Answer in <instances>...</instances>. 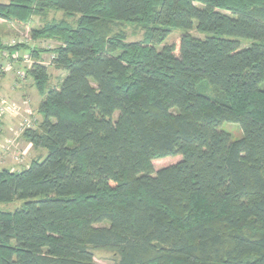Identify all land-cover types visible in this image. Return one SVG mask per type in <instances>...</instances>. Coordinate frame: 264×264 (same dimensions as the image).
Here are the masks:
<instances>
[{"label": "trees", "instance_id": "16d2710c", "mask_svg": "<svg viewBox=\"0 0 264 264\" xmlns=\"http://www.w3.org/2000/svg\"><path fill=\"white\" fill-rule=\"evenodd\" d=\"M51 11L63 18L45 22ZM34 17L45 24L32 39L59 46L0 38V60H35L42 121L21 138L47 155L0 170V204L24 201L0 210V264H99L96 251L114 264H264V0L0 3V21ZM126 24L143 38L115 34ZM174 29L186 33L157 50ZM46 52L67 73L59 89ZM166 156L182 159L154 171Z\"/></svg>", "mask_w": 264, "mask_h": 264}, {"label": "rangeland", "instance_id": "374dc122", "mask_svg": "<svg viewBox=\"0 0 264 264\" xmlns=\"http://www.w3.org/2000/svg\"><path fill=\"white\" fill-rule=\"evenodd\" d=\"M0 3L7 4L9 3V0H0ZM62 18H63V14L61 12L51 11L46 21L45 19L43 20L41 17H34L32 21L27 25H19L14 22L1 23L0 21V38L9 44H11L12 42L18 43V41L20 40H27L26 44H28L31 49L35 48L38 50H46V51L52 50L59 46L60 43L57 40L44 39V40L34 41L32 39L31 33L33 29L42 28L45 22H48L49 20L50 21L53 19L60 20ZM69 21L72 22V19H69ZM3 25L10 26L8 32H5L4 29H1ZM114 32L115 34L120 33V32L124 33L127 42H137L143 38V30H141L140 27L131 25V24L121 25L118 28H115ZM185 33L186 32L181 29L172 30L171 34L168 36L164 44H162L161 46H158L157 50L160 51L165 45H171L177 38L182 37V35H184ZM188 33L198 38L205 37L204 35L198 33L195 28ZM251 43H252L251 41H247V40L242 41V46L248 47L251 45ZM25 52H28V51H25ZM51 57H52L51 52L42 53L40 55L39 62H41L48 69V72L50 74L49 87L59 89L60 84L65 78L67 73L56 69L52 65ZM33 62H35V60L32 59L31 63L28 64L29 66L28 67V66H22L24 64L23 60L16 61L7 56L4 58L1 57L0 64L4 66L5 64L10 63L12 64L13 69L9 72L0 74V100L7 99V100L14 101V102H19V103H22L24 100H28L30 102V106H31L30 108L34 114L33 122L36 123V121L38 120V115H40L38 113V108H39L38 102H39V99H42V96L37 91L34 81L31 78V76L27 74L29 70L28 68L31 67ZM23 68H24L25 80H20L18 77V71L23 70ZM199 88L201 92L209 96H213L214 94L213 90L205 84L200 85ZM262 88H264V84L262 85ZM117 115L118 114L116 113L114 117L116 118ZM18 127L19 126H14L13 129L16 128L14 130H17ZM218 130L228 133L231 136L232 140H238L242 138L243 136V133H242V130L239 124L223 123L218 128ZM9 135L10 133L8 132V134L2 135V137L0 138V146H2V148L6 144V139ZM22 141L23 140L19 139L16 144V147H14L12 151L8 153L9 155L12 156L11 157L12 159L18 153L17 151L19 147L21 146V144H18V143H21ZM30 154L28 155L27 153L25 157L24 155H21L20 156L21 162L19 163L20 165L16 163L17 165L15 164L11 165V167H8L7 169L11 171H22L28 168L29 165L31 164L30 156L34 157L35 159L36 158L44 159L47 155V151L44 149L38 150V148H34V151H30ZM181 159H182L181 156H166V157H161V158H153L150 161V164L154 171H158L167 166L176 164ZM2 169L4 168L0 167V170ZM23 205H24V201L14 200L13 202H10V203L0 204V210L3 212L12 213L20 209ZM103 225L104 224H100V226H103ZM112 258H113V255L109 252H105V251L95 252V261L99 264H114Z\"/></svg>", "mask_w": 264, "mask_h": 264}, {"label": "built area", "instance_id": "2783aa9c", "mask_svg": "<svg viewBox=\"0 0 264 264\" xmlns=\"http://www.w3.org/2000/svg\"><path fill=\"white\" fill-rule=\"evenodd\" d=\"M26 42H27V40H20V41H18V43L12 42L10 45L26 44ZM21 54L23 57L21 56ZM6 56L10 57L16 61L23 60L24 64L22 66H28V64L31 63V60H32L31 53L30 52L28 53L25 51L24 52L23 51L15 52L11 55L8 53L2 54V58L6 57ZM51 58L53 59L54 56L52 55ZM33 64H34V62H33ZM32 65H31V67H32ZM30 68H28V69H30ZM12 69H13L12 64H10V63L5 64L4 66L0 64V74L9 72ZM18 77L20 80H25L24 68H23V70L18 71ZM30 107H31L30 102L28 100H24L22 103L14 102V101L7 100V99H1L0 100V118L3 121L6 119H11V121H18L19 122V124H18L19 127L17 130H14L16 128L13 129L14 126H10V128H9L10 129L9 130L10 135L7 137L6 144L2 148L4 153L8 154L12 151V149L14 147H16L18 140L21 139L22 134L25 130L36 128V124L33 122L34 114H33ZM20 156H21V154L17 153L13 157L15 163L19 164L21 162Z\"/></svg>", "mask_w": 264, "mask_h": 264}, {"label": "crops", "instance_id": "0c3cea01", "mask_svg": "<svg viewBox=\"0 0 264 264\" xmlns=\"http://www.w3.org/2000/svg\"><path fill=\"white\" fill-rule=\"evenodd\" d=\"M3 22H5V21H1V23H3ZM9 28H10L9 25H7V26L3 25L1 27V29H4L5 32H8ZM41 100L42 99H39L38 107H39ZM37 121L38 122L42 121V117H40V115H38ZM18 124H19L18 121H11V119L4 120L3 125H2L3 130L0 133V138L2 137V135L8 134V132L10 133V131H9L10 126H18ZM21 140H23V141L21 143H18V144H21V146H20L21 148L19 147L17 152L19 154L21 153V155H24V157H25V155H27V153L29 155L30 151H34V147L30 142H26V140L24 138H21ZM11 157H12L11 155L4 153L2 146H0V167L8 168V167H11V165H14V164L17 165ZM34 159H35L34 157L30 156V160H31L30 162H32Z\"/></svg>", "mask_w": 264, "mask_h": 264}]
</instances>
